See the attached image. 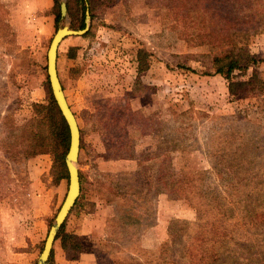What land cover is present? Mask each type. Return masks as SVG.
I'll list each match as a JSON object with an SVG mask.
<instances>
[{
    "label": "rangeland",
    "instance_id": "374dc122",
    "mask_svg": "<svg viewBox=\"0 0 264 264\" xmlns=\"http://www.w3.org/2000/svg\"><path fill=\"white\" fill-rule=\"evenodd\" d=\"M53 4L0 0V264H37L67 191L68 179L54 183L51 153H17L33 104L52 96L51 37L57 26L71 28L69 14L55 25ZM168 9L164 0H97L88 35L67 36L57 49L58 76L79 127L83 179L65 228L82 238L81 253L95 264H170V255L186 264L183 244L196 212L173 197L169 175L162 185L168 192L156 187L164 155L175 178L204 172L197 184L217 192L236 215L264 208L263 102L255 89L231 96L212 67L214 48L187 42L190 28ZM247 47L264 58V31ZM140 48L148 54L142 73ZM251 70L235 73L246 79ZM251 231L259 233L248 245L258 251L264 230ZM166 240L169 255L160 253ZM58 245L49 264H56Z\"/></svg>",
    "mask_w": 264,
    "mask_h": 264
},
{
    "label": "trees",
    "instance_id": "16d2710c",
    "mask_svg": "<svg viewBox=\"0 0 264 264\" xmlns=\"http://www.w3.org/2000/svg\"><path fill=\"white\" fill-rule=\"evenodd\" d=\"M57 1L54 0L52 6L53 10L57 9L53 12L56 26L61 18ZM164 1L169 4L167 14L190 28L192 34H186L187 42L207 44L214 48L212 67L215 73L226 80L228 93L237 96L255 89L264 107V58H256L247 47L251 36L264 31V0ZM96 2L97 0H73L72 6L67 0L71 28L84 27L85 10L88 9L93 17ZM88 33L89 30L82 36ZM74 50V47L68 49L69 58L74 57ZM147 56L144 48L138 49L136 62L139 73L148 69ZM249 68L252 70L246 79H238L235 72L239 71L243 76ZM33 106L34 116L20 127L17 137L20 147L17 153L26 158L51 153L54 156L52 174L54 183L57 184L62 179H68L64 164L69 146L68 128L51 95L44 104L35 103ZM167 175L170 177L169 191L173 197L185 200L196 212L183 244L186 264H264V242L257 243L260 245L258 251H253L248 245L250 235L258 236L259 233L251 230H264V208L255 212L246 210L243 214L236 215L224 204L226 202L221 201L217 192L206 193L201 184H197L196 180H202L204 172L185 173L175 178L169 157L164 155L157 167L156 187H166ZM79 177L81 193L83 179L81 175ZM80 197L81 194L73 206L78 204ZM240 221L245 226L244 229L238 227ZM168 232L171 229L168 228ZM57 240L68 257L74 258L84 251L82 238L65 231V220L56 234L55 241ZM168 246L169 241L166 240L160 253L169 255ZM52 253L53 247L50 258ZM167 259L170 264H179L171 255Z\"/></svg>",
    "mask_w": 264,
    "mask_h": 264
},
{
    "label": "water",
    "instance_id": "95a60500",
    "mask_svg": "<svg viewBox=\"0 0 264 264\" xmlns=\"http://www.w3.org/2000/svg\"><path fill=\"white\" fill-rule=\"evenodd\" d=\"M59 11L61 19L67 18V3L66 0H60ZM90 26V13L85 10L84 27L79 29H72L68 24L57 27L48 45L46 52V72L52 97L64 118L69 133V146L64 158L65 167L68 174V186L65 197L54 217L53 223L49 227L47 235L44 240L42 250L38 256L37 264H49V257L55 237L60 229V226L66 219L68 213L73 207L76 199L80 194V177L77 168V157L80 146V132L79 127L66 97L58 76L57 71V49L60 42L67 36H82L85 34Z\"/></svg>",
    "mask_w": 264,
    "mask_h": 264
},
{
    "label": "crops",
    "instance_id": "0c3cea01",
    "mask_svg": "<svg viewBox=\"0 0 264 264\" xmlns=\"http://www.w3.org/2000/svg\"><path fill=\"white\" fill-rule=\"evenodd\" d=\"M65 231L75 234V231H72V229H70L69 227L65 228ZM56 242H58L59 244L58 246H56V248H54V259L56 264H95L93 259L89 258L88 254L86 253H80L78 259L75 257L74 258L68 257L65 254L64 250L61 248L59 240H57Z\"/></svg>",
    "mask_w": 264,
    "mask_h": 264
}]
</instances>
